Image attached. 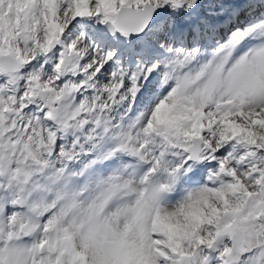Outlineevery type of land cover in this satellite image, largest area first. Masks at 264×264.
<instances>
[{"label":"snow or ice","instance_id":"obj_1","mask_svg":"<svg viewBox=\"0 0 264 264\" xmlns=\"http://www.w3.org/2000/svg\"><path fill=\"white\" fill-rule=\"evenodd\" d=\"M0 264H264V0H0Z\"/></svg>","mask_w":264,"mask_h":264}]
</instances>
